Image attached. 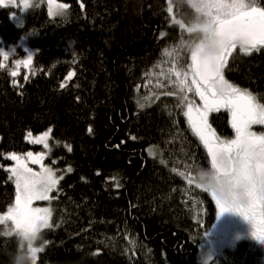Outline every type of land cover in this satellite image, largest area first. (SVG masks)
<instances>
[{
	"label": "trees",
	"instance_id": "1",
	"mask_svg": "<svg viewBox=\"0 0 264 264\" xmlns=\"http://www.w3.org/2000/svg\"><path fill=\"white\" fill-rule=\"evenodd\" d=\"M58 1L68 5L61 16L37 3L21 24L20 7L0 6V214L16 196L8 157L38 153L29 141L50 130L45 163L63 179L36 264H201L218 209L189 181L212 168L182 98L160 90L156 75L165 50L191 63L203 33L189 29L203 17L189 0ZM23 39L34 54L17 67ZM223 73L264 103V49L237 47ZM7 230L0 224V264L24 250ZM215 264H264V249L243 239Z\"/></svg>",
	"mask_w": 264,
	"mask_h": 264
},
{
	"label": "snow or ice",
	"instance_id": "2",
	"mask_svg": "<svg viewBox=\"0 0 264 264\" xmlns=\"http://www.w3.org/2000/svg\"><path fill=\"white\" fill-rule=\"evenodd\" d=\"M53 6V0H49L50 14ZM55 7L66 9L68 6ZM193 7L203 19L189 31L198 30L203 33V38L191 51L192 63L188 66L191 84L187 83L188 71L177 69L176 65L171 71L179 81V91L183 92L185 88L189 92L194 91L201 102H190L184 112L192 132L203 143L211 159L212 170L200 173L197 187L212 195L219 213L232 211L250 221L252 235L264 243V133L257 134L251 130L253 125H264V103H260L247 89L229 83L223 75L227 58L237 47L244 55L264 49V7L259 6L257 0H195ZM171 10L169 6L168 11ZM0 55L7 59V54L0 52ZM165 55L171 53L165 50ZM31 62L32 56L29 55L26 61H17V67L20 63L28 66ZM11 75L15 77L17 72L14 70ZM221 108L227 109L231 115L235 139H221L208 122L209 113L219 112ZM49 132L29 142H43L47 147ZM31 136L29 132L28 137ZM8 158L16 162L15 167L7 169L15 178L16 199L15 206L8 209L7 215L0 217V223L11 220L16 234L28 241L35 238L41 229L51 227V210L33 208L32 202L49 200L50 193L56 190L59 179L63 177L58 179L51 168L42 165L43 153L35 157L31 151L26 157L13 153ZM26 160L41 164V171L33 172ZM205 177L212 182L205 183ZM40 251L42 248L29 245L31 261L36 260Z\"/></svg>",
	"mask_w": 264,
	"mask_h": 264
},
{
	"label": "rangeland",
	"instance_id": "3",
	"mask_svg": "<svg viewBox=\"0 0 264 264\" xmlns=\"http://www.w3.org/2000/svg\"><path fill=\"white\" fill-rule=\"evenodd\" d=\"M194 2H195V0H189L190 6L199 15H201V13H199L197 11V9L195 7H193ZM37 3L45 4L47 6L50 17H52V18H56V17L61 16L68 8V7L66 9L56 8L55 5H67L65 3L59 2L58 0H53L54 6L51 9V14H50L49 0H2V2H0V6L20 7L21 15L20 16L14 15L13 19H14L15 23L21 24L22 16L27 13L29 8H31L33 5H35ZM18 18H20V21L18 20ZM17 46L20 47L22 49V51L27 54V56H29V55L33 56L34 51L30 48V46L28 45L26 40H24V39L21 40L17 44ZM17 46H11L10 47L8 56L14 54L15 48ZM193 46H191V51H192ZM228 58H227V60H228ZM23 61H25V60H23ZM190 61H191V52H190ZM191 63H192V61H191ZM20 65L22 66L23 63H20ZM174 65L177 66V69H182L183 71H188L189 75L187 78V83L191 84L192 76H191V71L188 68L189 65H185L184 67H182L181 66V58H179V56H177V55L174 56V54H172V53H171V55H166L165 61L161 65V67H160V69L156 75L158 77L156 84L160 90H164L166 92H172L174 95L178 96L179 98H182L183 104L182 103L181 104L184 105V112H185L187 110L188 104L190 102H195V100L198 101L199 97L195 96L194 91L193 92L187 91V88H185V90L183 92L179 91V86H178L179 81H177V78H176L174 72L171 71L173 69ZM223 75H224V73H223ZM224 78H225V76H224ZM181 79H183V77H181ZM185 96L187 97V100H183V97H185ZM46 132H49V131H46ZM44 133L32 137L31 140H35L36 138L43 136ZM50 140H51V134L49 132V136L47 137V147H45V144L43 142H41V143L31 142L32 144L39 145L41 147V149L38 153H33L34 157L39 155L40 153H43L44 159L42 160V165L44 167H48V168H51V167L45 163V160L50 154V149H51ZM26 163H27V166L33 170V172L39 173L41 171V164L32 163L31 160H26ZM51 169L54 171L53 168H51ZM54 173H55L56 177L59 179L60 176L57 175V173L55 171H54ZM199 176L196 179L191 180L192 185L197 186V184L200 183ZM12 178H13V182H14L15 178L14 177H12ZM60 180L61 179H59V182H60ZM14 185H15V182H14ZM57 185H56V187H57ZM15 187H16V185H15ZM199 188H201L203 190L202 187H199ZM51 194L52 193H50V199L49 200H34L32 202L31 206L33 208L40 207V208H49L50 209ZM15 199H16V196H15ZM15 199L13 201V204L7 208L6 212L0 214V217L7 215L8 209L10 207L15 206ZM217 209H218L217 220H216L215 224L213 225V227L211 228L210 232L208 233L206 240L203 243V246L201 247V251H200V263L201 264H215L217 261V257L225 249L235 247L243 239L251 238V239L256 240L254 238V236L252 235L253 228H252V224L250 221L246 220L241 215H239L238 213H235V212H232L233 221H228L224 218L223 213H219L218 207H217ZM49 222H50V219H49ZM0 224L4 225L6 228H8L7 232H9L10 234L17 235L15 227H14L11 220L4 221ZM42 230L43 229H41V231ZM19 238L22 242V245L24 246V250H23L22 254L19 256V259L23 260L25 256H28V247L29 246L27 245V242L25 240L21 239L20 236H19ZM256 241L264 249V243H261L258 240H256ZM37 245L38 246L34 247V248H42V250H43V248L45 247V245H40L38 243H37ZM39 253L36 254V260L31 261V264H36Z\"/></svg>",
	"mask_w": 264,
	"mask_h": 264
},
{
	"label": "flooded vegetation",
	"instance_id": "4",
	"mask_svg": "<svg viewBox=\"0 0 264 264\" xmlns=\"http://www.w3.org/2000/svg\"><path fill=\"white\" fill-rule=\"evenodd\" d=\"M198 101L195 100V102H193V103L201 104V102L200 101L198 102ZM213 117H214L215 122L213 121ZM186 121H187V118H186ZM208 122L212 126V128L216 131L217 135L220 136L221 139H224V140L235 139V131L231 127V115L227 109L221 108V110L219 112L214 111V112L209 113ZM187 124H188V121H187ZM188 126H189V124H188ZM251 130L256 132L257 134L264 133V125H253ZM198 140H199V138H198ZM200 143L202 145V149H205V151L207 152V149L204 147L203 143L201 141H200ZM207 155H208V152H207ZM208 158H209V156H208ZM209 161H210V159H209ZM210 164H211V162H210ZM223 216L226 220L233 221L232 211H225L223 213Z\"/></svg>",
	"mask_w": 264,
	"mask_h": 264
},
{
	"label": "clouds",
	"instance_id": "5",
	"mask_svg": "<svg viewBox=\"0 0 264 264\" xmlns=\"http://www.w3.org/2000/svg\"><path fill=\"white\" fill-rule=\"evenodd\" d=\"M205 183H209L212 182L211 179L209 177H205L204 180ZM41 239L40 235L37 234V236L35 238H30L27 242V245L31 246V247H37V241H39ZM10 264H31V259L29 256H25L23 260L19 259L18 254H16L13 258L10 259Z\"/></svg>",
	"mask_w": 264,
	"mask_h": 264
},
{
	"label": "water",
	"instance_id": "6",
	"mask_svg": "<svg viewBox=\"0 0 264 264\" xmlns=\"http://www.w3.org/2000/svg\"><path fill=\"white\" fill-rule=\"evenodd\" d=\"M209 159H210V157H209ZM210 162H211V159H210Z\"/></svg>",
	"mask_w": 264,
	"mask_h": 264
}]
</instances>
